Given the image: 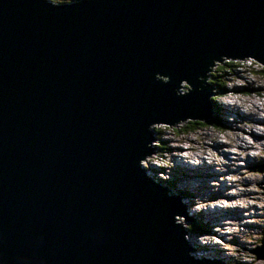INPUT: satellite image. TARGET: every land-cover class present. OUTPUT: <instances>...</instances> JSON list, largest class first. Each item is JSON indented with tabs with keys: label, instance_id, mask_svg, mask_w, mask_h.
Segmentation results:
<instances>
[{
	"label": "water",
	"instance_id": "water-1",
	"mask_svg": "<svg viewBox=\"0 0 264 264\" xmlns=\"http://www.w3.org/2000/svg\"><path fill=\"white\" fill-rule=\"evenodd\" d=\"M243 58L264 66V0H0V264H223L142 160Z\"/></svg>",
	"mask_w": 264,
	"mask_h": 264
},
{
	"label": "rangeland",
	"instance_id": "rangeland-1",
	"mask_svg": "<svg viewBox=\"0 0 264 264\" xmlns=\"http://www.w3.org/2000/svg\"><path fill=\"white\" fill-rule=\"evenodd\" d=\"M225 59H222L220 62L214 61L204 76L205 78L209 76V78L204 81L206 84L215 82L210 76L211 74H214L215 79H217L218 75H224L222 78L227 93H225L224 97V94H216V99L213 100L214 103L233 105L234 102H237L238 108L240 111L247 113L246 118H249V120L256 118L254 117V112H256L258 117L264 119V75L262 72H256L261 69V65L255 59L251 60L254 63L250 64L247 59L243 58L236 60L240 62L239 66L234 64L231 68H228L221 66V64H224L223 62H226ZM234 72H237V74H234ZM181 86L183 88H181L179 92L185 93L188 91L189 85L185 80L181 83ZM243 87H249L251 89L249 95L234 92ZM256 91L262 95L257 96L255 93ZM219 111L221 114L218 113L217 117L221 118V121L224 123V127L221 129L209 125L195 128L192 131H185V129L181 127V130L178 131L177 127L185 123L184 121L172 125L165 123L153 124L154 139L152 142V152L147 159L142 160V163L146 171L148 170V162L152 165H165L166 168L161 170L162 173H154V175L164 179L166 182V178H172L170 172L172 171V165H175L172 161V157L178 164L180 160L177 159V154H191L189 155L191 160H194L195 155H199V157L202 156L206 159L207 154H210L213 161L217 163V165L210 166L215 169L216 174L213 175V177L211 175L207 176L205 180L201 176L204 171L201 172L195 167L192 172H189L190 169L184 172L181 166L177 165L173 168L174 172L182 174L175 176L179 178L182 183H177V188L179 190L195 193V196L190 199H182L183 202L189 200L191 205L195 202L198 203V205L192 208L193 210H191V207L190 209L188 208L192 216L193 211L195 212L196 209H205L204 211L206 212L207 204L212 209L216 205L215 207H220L219 209L223 211L233 207V210H229L230 212H228L231 215L229 218L231 224L223 225L219 223L218 225V220L210 221V227L214 225L211 229L215 232L214 237L207 232H203V237L199 236V239L198 237L188 236L190 234H186L185 237L190 238L189 240L193 247L196 246L194 250L195 253H198L197 247H203L201 245V247H199L198 241H200L202 245L205 244V242H211L215 245H213V247L218 251L216 250L215 252L212 250V254L206 247H204L206 249L205 252H199V255L204 258L214 257L222 260L223 264H264V259L257 257L256 254V249L261 245L260 240L264 238V196L262 195L264 181L262 179L258 180L257 178L258 174L264 172V153L261 152V149L260 151L249 147L243 152H240L241 157L236 161L229 158L230 161H234V166H230V168H234V171L231 172L228 170L229 166L226 167L222 163L223 157L218 154V152L223 154L222 151H225L230 153L234 158L239 154V152H237V143L241 146L250 144L253 140V136L256 134H259L258 139L264 147V134H261L264 133V124L262 122L250 123L248 120H244L245 118H241L243 116H241L238 111L230 107L220 108ZM211 112L213 113L212 109ZM239 127L240 129H238ZM237 138H241L242 140L240 139L239 142H237ZM216 143H223V145L219 149ZM209 145H215V148ZM190 146L192 150H189ZM177 147L180 148V150L176 151L175 148ZM157 156H163L166 160L158 161L154 159ZM238 166L241 167L237 170ZM150 168L154 169L156 167L150 166ZM210 171H212L211 168ZM220 180L222 184L231 183L233 181L231 185L226 184L223 190L228 194L226 195L228 198L226 199L221 196L220 200H208L209 197L211 198L215 194V185H213V183H221ZM234 180H238L236 187H233ZM172 192L175 194L174 191ZM245 194L246 196H241ZM248 194H250V196ZM201 196L202 198L204 197V200H202ZM246 203H250L249 207H245ZM222 206L224 207L221 208ZM242 215H246L245 218H242ZM207 218L205 214V221H207ZM176 219L183 224L185 229L187 225L192 223L187 224L190 220L180 216H177ZM188 245L190 247V244ZM258 252L263 256L264 248Z\"/></svg>",
	"mask_w": 264,
	"mask_h": 264
},
{
	"label": "bare ground",
	"instance_id": "bare-ground-1",
	"mask_svg": "<svg viewBox=\"0 0 264 264\" xmlns=\"http://www.w3.org/2000/svg\"><path fill=\"white\" fill-rule=\"evenodd\" d=\"M244 59H247L249 62H250V64H252V63H254V62H252L251 60H253V59H251V58H244ZM258 62V61H257ZM249 64V65H250ZM234 74H237V72H234ZM204 81H206V78H204ZM190 90V86H189V88H188V91ZM188 91H186V92H188ZM219 90H217V91H214L213 89H211V92H213L214 93V96H216V94H219V92H218ZM185 92V93H186ZM227 93V92H226ZM216 105L217 106H219V108H226V107H230V108H233V109H235L236 111H238L240 114H241V116H243V117H241V118H245L244 120H248V122H250V123H255V122H262L263 124H264V119L263 118H261V117H258L257 116V114H256V112H254V117H256L255 119L253 118V119H251V120H249V118H246L247 117V113L246 112H242V111H240V109L238 108V105H237V102H234L233 103V105H227V104H218V103H216ZM250 110V109H249ZM253 114V113H252ZM188 121V120H187ZM238 129H240V127L238 128ZM261 134H264V133H261ZM258 136H259V134H256V135H254L253 136V140H252V142L250 143V144H245V145H243V146H241L239 143H237V148H238V151L237 152H239V154H237V156H235L234 157V160L236 161L237 159H239L240 157H241V154H240V152H243L244 150H246L247 148H249V147H252L253 149H256V150H260L261 152H263L264 153V147H263V145L261 144V141L258 139ZM153 139H154V130H153V132H152V141H153ZM241 138H237V142H239V140H240ZM242 140V139H241ZM218 146H217V148H219L220 149V147L223 145V143H216ZM228 145V144H227ZM209 146H213L214 148H215V145H209ZM152 148H153V146H152ZM152 148H151V150H150V153L152 152ZM164 149V148H163ZM176 149V151L177 150H180V148H175ZM189 150H192V147L190 146L189 147ZM218 150V149H217ZM167 151H168V149H167ZM227 154H228V156L230 157V158H233L232 156H231V154L230 153H228L227 152ZM189 155H191V154H187V155H176L177 156V159L178 160H181L182 158H187V159H190V156ZM150 156V155H149ZM146 159L148 158V156L147 157H145ZM194 160L197 162V160H198V166L196 167V168H198L201 172H203L204 171V173L201 175L202 176V178H204L205 180H206V178H207V176H209V175H211L212 177H213V175H215L216 173V171H215V169L214 168H212V167H210V166H212V165H216V162H214L213 161V159H212V157H211V155L210 154H207V156H206V159H204V157H202V156H200L199 157V155H195L194 156ZM142 165H143V168H145L144 167V164L142 163ZM241 167V166H240ZM158 167H156V168H154V169H157ZM210 168H211V170L212 171H210ZM145 170H146V168H145ZM214 178H215V176H214ZM258 180L260 179H262L263 181H264V172H261L260 174H258ZM155 180V179H154ZM236 181H238V180H236ZM238 184V183H237ZM213 185H215V188H214V190H215V194H214V196H212L211 198L209 197L208 198V200H220L221 199V196L222 197H224V198H228L226 195H228L227 193H225L223 190H224V187H218L217 186V182H214L213 183ZM214 187V186H213ZM234 187H236V185L234 186ZM263 193H262V195L264 196V190L262 191ZM187 193H189V195L190 196H195V193H190L189 191H187ZM249 196H250V194H248ZM241 196H246V194L245 195H241ZM249 196H247V197H249ZM196 198V197H195ZM201 198H202V196H201ZM204 198V197H203ZM202 198V200H204ZM245 198V197H244ZM241 200H243V199H241ZM197 201V200H196ZM223 201V200H222ZM201 204V203H200ZM250 204V203H249ZM249 204L248 203H246V205H245V207H249ZM252 205V204H251ZM224 206H225V204H224ZM224 206H222L221 208H223ZM220 208V207H219ZM219 208H217V207H215L214 206V208L212 209L210 206H207V208H206V212L204 213V214H206L207 215V221H205V222H207L209 225H211V223H210V221H216V220H218V225H219V223L220 224H223V225H229V224H231V222H230V220H229V218L231 217V215H230V213H228V212H230L229 210H233V207H230V208H228V209H226L225 211H223L222 209H219ZM246 216V215H245ZM245 216L244 215H242L241 217L242 218H245ZM234 219H236V218H234ZM198 239H199V237H198ZM197 240V239H196ZM198 241V240H197ZM198 243H199V247H201V246H204V247H206V248H208L209 249V252L211 253V251L212 250H214L215 252H216V250L217 249H214V247H213V243H211V242H205V244H201V242L200 241H198ZM201 245V246H200ZM215 246V245H214ZM199 249H201V248H198L197 247V252L199 253L200 251H202V252H205L206 251V249L205 248H203L202 250H199ZM218 251V250H217ZM253 251V250H252ZM212 254V253H211ZM221 258V257H220ZM255 264H257V263H255Z\"/></svg>",
	"mask_w": 264,
	"mask_h": 264
},
{
	"label": "trees",
	"instance_id": "trees-1",
	"mask_svg": "<svg viewBox=\"0 0 264 264\" xmlns=\"http://www.w3.org/2000/svg\"><path fill=\"white\" fill-rule=\"evenodd\" d=\"M223 63L224 64H221V66H225L228 68H231L234 64H236L238 66L240 64L239 61H234L233 59L226 60V62H223ZM254 71H256V70H254ZM256 72H262V74L264 75V68L261 67V69L257 70ZM210 76L213 78V80H215V82L209 83L211 89H213L214 91L219 90L218 91L219 95L225 94L227 90L225 88V83H224V80L222 78L224 75H218L217 79L214 78V74H211ZM207 78H209V76H207ZM239 90L241 92L245 93L246 95H249V93L251 91V89L249 87H243L242 89H239ZM255 93L260 94L257 91ZM214 98L216 99L215 96H214ZM215 106L220 110L219 106H217V105H215ZM184 122L185 123H183V124L179 125V127H177L178 131L181 130V127H183L185 129V131H188V130L192 131L195 128H198L201 126H208V125H212L214 127L220 128V129L224 127V123L218 117H211V116L207 120H188V121H184ZM171 187L175 188V183H171ZM176 191H177V194L180 196H182V195L188 196V194H189V193H187V191H183V190H179V189H176ZM186 227L188 228V230H190L192 232L193 231H202L203 230V223L201 221H196L195 223L192 222L191 224L187 225Z\"/></svg>",
	"mask_w": 264,
	"mask_h": 264
},
{
	"label": "clouds",
	"instance_id": "clouds-1",
	"mask_svg": "<svg viewBox=\"0 0 264 264\" xmlns=\"http://www.w3.org/2000/svg\"><path fill=\"white\" fill-rule=\"evenodd\" d=\"M49 2L51 3V4H53V5H56V4H60V3H70L71 2V0H49ZM236 60H238V59H234V61H236ZM259 63V62H258ZM260 64V63H259ZM261 65V67H263L264 68V66L262 65V64H260ZM260 67V68H261ZM205 78V77H204ZM207 85H209V83H206ZM210 86V85H209ZM234 91V90H233ZM234 92H237V93H239V94H245V93H243V92H241L239 89H237L236 91H234ZM258 95H262V94H257V96ZM225 96V94L223 95V97ZM215 98H214V96H212V98H211V101H210V106H211V109L213 110V113L211 112V117H217V114L219 113V114H221V112L219 111V109L215 106L216 105V103H214V100ZM219 118V117H218ZM209 126V125H208ZM263 239V238H262ZM262 239L260 240V241H262ZM261 243V242H260Z\"/></svg>",
	"mask_w": 264,
	"mask_h": 264
},
{
	"label": "flooded vegetation",
	"instance_id": "flooded-vegetation-1",
	"mask_svg": "<svg viewBox=\"0 0 264 264\" xmlns=\"http://www.w3.org/2000/svg\"><path fill=\"white\" fill-rule=\"evenodd\" d=\"M222 150V149H221ZM223 152V154L222 153H219L218 152V154L220 155V156H222L223 157V161H222V163L224 164V166H226V167H228L229 166V171L231 172V171H234V168H230V166L232 165V166H234L233 164H234V161H230L229 160V156H228V154H227V152H225V151H222ZM225 159V160H224ZM233 160H234V158H232ZM227 161H229V162H227ZM236 164V163H235ZM216 165H217V163H216ZM238 169H240V166H238L237 167V170ZM216 173V172H215ZM221 181V180H220ZM233 183V181L231 182V183H225V184H222V181H221V183L220 182H217V186L218 187H225L226 186V184L227 185H231ZM236 183H237V181L236 180H234V185H233V187L236 185Z\"/></svg>",
	"mask_w": 264,
	"mask_h": 264
}]
</instances>
